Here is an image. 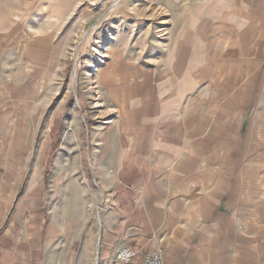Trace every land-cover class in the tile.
Masks as SVG:
<instances>
[{"label":"crops","instance_id":"obj_1","mask_svg":"<svg viewBox=\"0 0 264 264\" xmlns=\"http://www.w3.org/2000/svg\"><path fill=\"white\" fill-rule=\"evenodd\" d=\"M179 1L124 58L89 144L69 127L38 147L33 94L4 83L0 264H121V247L264 264V0Z\"/></svg>","mask_w":264,"mask_h":264},{"label":"rangeland","instance_id":"obj_2","mask_svg":"<svg viewBox=\"0 0 264 264\" xmlns=\"http://www.w3.org/2000/svg\"><path fill=\"white\" fill-rule=\"evenodd\" d=\"M171 2L177 0H0V89L16 82L21 100L33 94L28 120L38 147L59 136L76 140L69 127L89 144L93 126L109 115L110 96L128 90L124 58L147 30H166Z\"/></svg>","mask_w":264,"mask_h":264},{"label":"built area","instance_id":"obj_3","mask_svg":"<svg viewBox=\"0 0 264 264\" xmlns=\"http://www.w3.org/2000/svg\"><path fill=\"white\" fill-rule=\"evenodd\" d=\"M162 249L157 248L143 255L141 264H165ZM137 251L130 247H121L117 250L115 258L121 264H134Z\"/></svg>","mask_w":264,"mask_h":264},{"label":"bare ground","instance_id":"obj_4","mask_svg":"<svg viewBox=\"0 0 264 264\" xmlns=\"http://www.w3.org/2000/svg\"><path fill=\"white\" fill-rule=\"evenodd\" d=\"M123 2H124V1H123ZM102 56H104V55H103V54H101V55L99 54V59H100ZM93 67H94V66H93ZM94 68H95V67H94Z\"/></svg>","mask_w":264,"mask_h":264}]
</instances>
